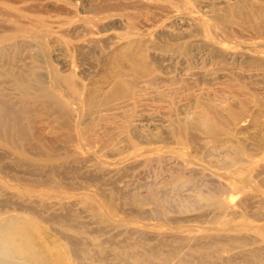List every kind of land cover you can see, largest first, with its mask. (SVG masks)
Listing matches in <instances>:
<instances>
[{
  "label": "rangeland",
  "instance_id": "374dc122",
  "mask_svg": "<svg viewBox=\"0 0 264 264\" xmlns=\"http://www.w3.org/2000/svg\"><path fill=\"white\" fill-rule=\"evenodd\" d=\"M14 1H0V17L22 21L0 31V233L28 238L46 264H264V41L254 30L264 0H140L156 8L113 10L160 19L139 43L152 47L143 74L121 56L115 36L126 28L115 17L101 28L92 14L135 0ZM166 31L192 34L189 51L155 34ZM83 36L89 42L72 50L66 39ZM59 76L73 86H57ZM17 79L35 93L22 95ZM120 79L132 83L127 96L104 104ZM194 117L216 133L189 129ZM16 214L35 226L3 227Z\"/></svg>",
  "mask_w": 264,
  "mask_h": 264
},
{
  "label": "bare ground",
  "instance_id": "6f19581e",
  "mask_svg": "<svg viewBox=\"0 0 264 264\" xmlns=\"http://www.w3.org/2000/svg\"><path fill=\"white\" fill-rule=\"evenodd\" d=\"M1 2H7L6 6L9 8L11 7L12 3H15L16 1L14 0H0ZM170 3H173V6H178V1L181 0H167ZM177 1V2H175ZM184 1V0H182ZM207 4V3H205ZM98 5V4H97ZM209 5V4H208ZM32 6V5H29ZM122 6H124V8H131V9H137V8H148V10L152 9V8H156V5L154 4H147L144 1H140V0H135V1H128L125 4L122 3H115V4H104V5H100V6H94L92 8V14L94 15V17H97V22H101L100 23L102 25L101 28H103L105 25L107 26V20H109L111 17H115L116 14L113 13V10L116 9H120ZM148 6H151L150 8ZM28 7V6H27ZM34 7V6H32ZM30 7H28L29 9ZM62 8V7H61ZM226 8V7H225ZM236 8V7H235ZM260 8V7H259ZM19 9V8H18ZM163 9V8H162ZM8 10V9H7ZM161 10V9H160ZM167 10V9H166ZM224 10V9H223ZM261 10V8H260ZM38 11V10H37ZM232 11V10H231ZM234 12V11H233ZM170 13V12H169ZM246 13V12H245ZM248 13V11H247ZM145 15V14H144ZM247 15V14H246ZM142 15L140 14H135L131 11H128L127 13H123V14H117V17H115V22L118 23L120 26H123L124 28H126V33L124 35H117L115 36V38L120 39V40H124L125 44L122 47V51H121V56L123 58H130L131 57V61L130 64L127 68V71L130 73H138V74H143L145 72H147L148 68V59L149 57L147 56V52L145 53V51L149 50V47L151 46H142L139 43L140 42H146V35H148V33H151L149 29H151V27L153 26H157L158 22L160 21V19H158L157 17H154L153 14H151L150 16H146L145 18L141 17ZM158 16V15H157ZM222 16V15H221ZM236 16V15H235ZM197 17V15H196ZM211 17V16H210ZM196 20H198V18H195ZM209 19V18H208ZM207 19V20H208ZM239 19V18H238ZM263 19H264V15H263ZM204 20V18H203ZM104 21V22H103ZM215 21V20H214ZM248 21V20H247ZM17 22H22L19 21V18L16 17L15 15H13L10 11H5L2 15V17H0V31L1 32H5V31H11V30H16V23ZM185 22V21H184ZM31 23V22H30ZM211 23V22H210ZM250 23V22H249ZM29 25V24H28ZM95 25L97 26L98 24ZM167 25V24H166ZM174 25V24H173ZM90 26V23L87 21L85 28L87 33L89 34L90 29L88 28ZM185 25H183L184 27ZM223 26V25H222ZM100 27V26H99ZM225 27V26H224ZM228 28V27H227ZM230 28V27H229ZM89 29V30H88ZM175 29V28H174ZM180 30V28H177ZM101 30V29H100ZM192 30V29H191ZM221 30H223V27H221ZM234 30V29H233ZM254 30L257 33V37L261 38L264 41V22L262 21H258L254 24ZM63 34L64 36H69V30L68 28H66ZM158 31V30H157ZM208 31V30H207ZM224 31V30H223ZM237 31V30H235ZM48 29H46L44 32L40 33L39 36H41V38H44V36L47 35L48 33ZM193 32V31H192ZM222 32V31H221ZM154 33V32H152ZM164 33V31H163ZM163 33H155L157 37L161 36V35H166L167 39L174 41L178 46L175 48L176 50H184V51H189L188 45L190 43L189 38L192 36V34L189 33H181V34H173V33H166L167 34H163ZM237 33V32H236ZM72 34V33H71ZM224 34V33H223ZM227 34V32L225 33V35ZM251 34V33H250ZM230 35V34H229ZM241 35V34H240ZM88 36V35H87ZM87 36H83V37H78L76 39V41L74 40H70V39H66L69 46L71 47V49L73 50L75 47V42H81V41H86L88 40ZM162 37V36H161ZM107 38V37H106ZM93 40V39H91ZM104 40V39H103ZM102 40V41H103ZM107 40V39H106ZM158 40V39H157ZM100 41V40H99ZM180 41V42H179ZM213 41V40H212ZM54 42V41H53ZM89 42V40H88ZM87 42V43H88ZM91 42V41H90ZM94 42V41H92ZM214 43V42H213ZM157 44V43H156ZM264 45V44H263ZM80 46V45H79ZM78 46V47H79ZM92 46V45H91ZM77 47V46H76ZM81 47V46H80ZM79 47V48H80ZM85 47V46H84ZM82 47V48H84ZM162 47V45H161ZM152 48V47H151ZM201 49V48H200ZM213 49V48H212ZM80 49V53H81ZM89 50V49H88ZM156 50V49H155ZM158 50V49H157ZM76 52V51H75ZM79 54V49L78 52ZM246 55V54H245ZM110 56V55H109ZM146 57H148V59H146ZM118 58V57H117ZM116 58V59H117ZM245 58V57H244ZM248 59V58H247ZM253 59V58H252ZM148 62V63H147ZM253 62V61H252ZM108 63V62H107ZM114 67V66H113ZM126 71V72H127ZM122 73V72H121ZM126 73H124L125 75ZM212 80V79H211ZM55 83L58 84L61 82L73 86V84L71 83V80H69V78L66 77H56L54 80ZM199 82V81H198ZM15 87L17 90H19V92L22 95L28 96V95H32L33 93H30L29 90H27L25 87L26 85H24V83H22L21 81L15 80L14 82ZM77 86V85H76ZM132 86V83L130 81H124L122 79L117 80L114 85L112 86V88L105 94V98H104V104H109L112 100H117V99H121L127 96L130 88ZM136 86V85H135ZM213 86V85H212ZM229 87V86H228ZM46 93L48 94V92L42 90L40 92H37V94L35 95L36 98H40L46 95ZM68 96V95H66ZM45 99V98H42ZM244 103V102H243ZM118 104V103H117ZM236 105V104H235ZM72 106V105H71ZM205 106V105H204ZM69 108V107H68ZM6 111V110H4ZM8 111V110H7ZM12 111V110H11ZM26 111V110H25ZM24 111V112H25ZM17 112V111H16ZM209 112V111H208ZM218 112V111H217ZM4 113V112H3ZM8 113V112H7ZM15 115V112H12ZM29 113V111H28ZM54 113V112H53ZM66 114V113H65ZM234 116H238L237 112L233 113ZM6 116V114H4ZM49 115V114H48ZM3 116V114H2ZM221 117V116H220ZM214 118V117H213ZM18 118H15V120H17ZM19 122V120L17 121ZM229 122V121H228ZM245 123V121H244ZM243 122H241L239 124L240 126L246 125L247 123L244 124ZM249 123V122H248ZM15 124V123H14ZM18 124V126H17ZM36 124V123H34ZM64 124V123H63ZM62 124V125H63ZM23 126H21L20 122L15 124V134L16 136H21L22 130H23ZM186 128L188 129V125L186 126ZM241 128V127H240ZM189 129H195V130H199L203 133H206L208 135H214L216 133V129L214 126L209 125L205 119H203L202 117H194L193 120L191 121V123L189 124ZM7 131V129H6ZM38 131V130H37ZM34 131V132H37ZM68 131V130H67ZM7 134V132H5ZM38 133V132H37ZM50 133V132H49ZM34 134V133H33ZM81 134V133H80ZM12 135V134H11ZM34 136V135H33ZM195 136V135H194ZM68 137V136H65ZM72 136H70L68 139L66 138V140H69ZM192 137V136H191ZM73 139V138H72ZM211 139V138H210ZM58 140V139H57ZM65 140V141H66ZM73 141V140H72ZM80 141V140H79ZM98 141V140H97ZM60 142V141H59ZM204 142V141H203ZM66 143V142H65ZM88 143V142H87ZM95 144V143H94ZM27 148V147H26ZM193 148V147H192ZM40 150V149H39ZM5 152V151H4ZM9 155V154H8ZM15 165V164H14ZM20 165V164H19ZM59 165V164H58ZM63 165V164H62ZM26 166V165H25ZM20 168V167H19ZM77 168V167H76ZM262 168V167H261ZM6 169V168H5ZM118 170V169H117ZM22 171V170H21ZM46 171V170H45ZM18 172V171H17ZM59 174V173H58ZM124 174V172H123ZM256 176V175H255ZM91 177V176H90ZM123 177V176H122ZM253 177V176H252ZM69 178V177H68ZM121 178V177H120ZM118 179V178H117ZM21 180V179H20ZM263 180V179H262ZM217 186V185H216ZM82 187V186H81ZM57 188V187H56ZM239 189V188H238ZM202 191V190H201ZM58 194L62 193V191L57 190L56 191ZM91 192V191H90ZM102 193V192H101ZM121 193V192H120ZM128 193V192H127ZM37 196L39 195H50L49 192L46 193V191H37ZM52 196H54L52 194ZM91 196V195H90ZM103 196V195H101ZM120 196V195H119ZM81 200V199H80ZM9 201V200H8ZM98 203L99 206L105 211V214L107 213V215H109L108 213L112 212V207L110 204L107 205V203L102 199V198H98ZM1 202V201H0ZM10 202V201H9ZM76 202V201H75ZM91 202V201H90ZM12 203V202H11ZM10 203V204H11ZM88 203V202H87ZM119 203V202H118ZM231 203V202H230ZM3 204V203H2ZM17 204V203H16ZM54 204V203H53ZM76 204V203H75ZM51 205V203H50ZM114 206V205H113ZM263 206V205H262ZM19 207V206H18ZM25 207V206H23ZM32 208V207H31ZM45 208V207H44ZM117 208V207H116ZM115 208V209H116ZM28 209V208H26ZM30 209V208H29ZM28 209V210H29ZM34 209V208H33ZM86 209V208H85ZM90 211H96L99 213H102L99 211V209L93 207V206H89L87 208ZM119 209V207H118ZM232 209V208H231ZM1 210V209H0ZM18 210H22V209H18ZM85 210V211H88ZM25 211V210H24ZM118 211V210H116ZM39 212V211H38ZM83 212V211H82ZM36 213V212H35ZM154 213V212H153ZM30 214H32L30 212ZM58 215V214H57ZM128 215V214H127ZM134 216V215H133ZM60 217V216H59ZM85 217V216H83ZM198 217V216H197ZM237 217V216H236ZM248 217V216H247ZM38 218V217H37ZM257 218V217H256ZM46 219V218H45ZM44 219V220H45ZM43 220V219H42ZM46 220H49L48 218ZM169 220V219H168ZM16 221L18 224L22 223L23 225H27L30 227H34L36 224V221L31 218V217H27V215L25 214L24 217L18 214L13 215V216H9L8 220H6L5 222H3V227H5L8 222H13ZM45 222V221H44ZM92 224V223H91ZM88 225V224H87ZM118 225V224H117ZM84 226V225H83ZM111 226V225H110ZM50 227V226H49ZM72 227V226H71ZM100 227V226H99ZM113 228V227H112ZM100 229V228H99ZM111 230V229H110ZM51 231H54V229H52ZM86 231V230H85ZM99 231V230H98ZM56 232V230L54 231ZM91 232V231H89ZM101 232V231H99ZM87 233V232H86ZM95 233V232H94ZM61 234V233H60ZM66 235V234H65ZM68 236V235H67ZM66 236V237H67ZM109 237V236H108ZM111 237V236H110ZM245 237V236H244ZM62 238V237H61ZM152 238V237H151ZM235 238V237H234ZM233 238V239H234ZM242 238V237H241ZM15 239V240H14ZM17 239V241H16ZM211 239V238H210ZM213 239V238H212ZM214 240V239H213ZM69 241V239H66V242ZM222 241V240H221ZM246 241V240H245ZM0 264H46V257L45 254L40 253L39 251H36L35 249H33L30 246V242L29 239L26 237H23L21 235L15 234V233H11V232H1L0 233ZM75 242H78L75 241ZM80 242V241H79ZM106 242V241H105ZM123 242V241H122ZM248 242V240H247ZM11 243V244H10ZM69 243V242H67ZM81 243V242H80ZM110 243V242H109ZM104 244V243H103ZM72 245L71 243L69 244ZM77 245V244H76ZM81 245V244H80ZM100 245V244H99ZM131 245V244H130ZM193 246V245H192ZM72 247V246H71ZM70 247V248H71ZM74 247L76 248L77 246ZM69 248V249H70ZM73 248V247H72ZM81 249V248H79ZM102 249V248H101ZM150 249V248H149ZM71 250V249H70ZM74 250V249H72ZM71 250V251H72ZM78 250V248L76 249ZM74 252V251H73ZM77 252V251H76ZM83 252V251H82ZM81 252V253H82ZM78 253V252H77ZM108 253V252H107ZM76 254V253H74ZM73 254V255H74ZM95 254V253H94ZM135 254V253H134ZM72 255V252H71ZM106 255V254H105ZM104 255V256H105ZM165 255V254H164ZM75 256V255H74ZM77 256H79L77 254ZM128 256V255H127ZM153 256V255H151ZM91 257V255H90ZM97 257V256H96ZM103 257V255H102ZM107 257V256H105ZM78 258V257H77ZM80 258V257H79ZM120 258V257H119ZM101 259V257H100ZM103 259V258H102ZM80 260V259H77ZM99 262V261H98ZM83 262H81L80 264H82ZM69 264H75V262L73 263L72 261Z\"/></svg>",
  "mask_w": 264,
  "mask_h": 264
}]
</instances>
